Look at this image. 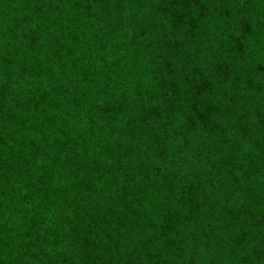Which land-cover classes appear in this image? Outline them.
<instances>
[{"label": "trees", "instance_id": "obj_1", "mask_svg": "<svg viewBox=\"0 0 264 264\" xmlns=\"http://www.w3.org/2000/svg\"><path fill=\"white\" fill-rule=\"evenodd\" d=\"M0 264H264V0H0Z\"/></svg>", "mask_w": 264, "mask_h": 264}]
</instances>
